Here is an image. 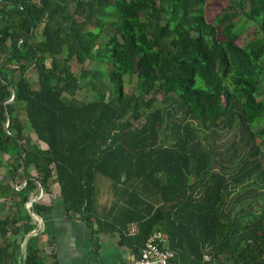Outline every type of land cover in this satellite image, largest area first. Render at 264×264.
I'll return each mask as SVG.
<instances>
[{
	"label": "trees",
	"instance_id": "16d2710c",
	"mask_svg": "<svg viewBox=\"0 0 264 264\" xmlns=\"http://www.w3.org/2000/svg\"><path fill=\"white\" fill-rule=\"evenodd\" d=\"M206 2L0 0V264H22L36 226L25 205L54 184L67 213L136 254L160 231L178 264H264V0H222L211 22ZM87 61L108 65L109 86ZM27 127L45 148L25 144ZM218 129L237 140L215 149ZM98 174L113 196L102 212ZM37 238L24 264H44Z\"/></svg>",
	"mask_w": 264,
	"mask_h": 264
},
{
	"label": "crops",
	"instance_id": "0c3cea01",
	"mask_svg": "<svg viewBox=\"0 0 264 264\" xmlns=\"http://www.w3.org/2000/svg\"><path fill=\"white\" fill-rule=\"evenodd\" d=\"M50 192L43 193L37 201L51 207L37 215L41 217L43 226L36 245L44 264H134L139 252L134 253L129 240H124L118 231L98 229L96 222L87 223L67 213L59 199L56 184ZM108 196L110 203H105L97 211L102 212L109 207L113 197L110 198V193ZM33 222L36 223L34 219Z\"/></svg>",
	"mask_w": 264,
	"mask_h": 264
},
{
	"label": "rangeland",
	"instance_id": "374dc122",
	"mask_svg": "<svg viewBox=\"0 0 264 264\" xmlns=\"http://www.w3.org/2000/svg\"><path fill=\"white\" fill-rule=\"evenodd\" d=\"M222 0H207V2L205 3V17L206 19L211 22L214 18V16L218 13V11L220 10V8L222 7ZM242 21V20H241ZM240 21V22H241ZM254 34V27L250 26V24L247 25L246 30L239 36L238 38V43L239 44H243L245 41L250 40L253 37ZM70 67L73 73H75L77 76H79L80 72H81V67L83 65H81L80 63H78L75 59H73L70 63ZM86 68H88L89 70L93 71L95 70V67L98 68V70L100 71V76L98 78V80H100V82H102L103 84H107L109 86V80L107 77V70H108V65L105 63H98V62H86L84 65ZM30 75V72H27V75ZM91 76V75H90ZM33 79V87H37V83L34 79V77H32ZM125 89L127 91H130L133 88V83H134V78H131L130 81H128V79H125ZM87 90L85 87H83L79 92H78V98L82 99V100H88V94H87ZM158 99L161 96H157ZM21 117H24L23 115ZM194 125H196V127L199 129V138L202 140L201 143H206L204 139H202V137L204 135H208L209 136V132L208 130L202 125L199 124V122L197 123V121H193ZM262 125V122H258V123H254L253 124V129H258L260 128ZM169 131H166L165 133H167ZM212 134V136L208 137L209 141L212 142V144H214V148L217 150L222 149L223 147L227 146L232 140H237V135H233V133H226L224 134L222 132V130L218 129V131L212 132L210 133ZM24 142L27 146L31 145V144H37L38 146H40V148H45V144L38 141L36 138V135L34 133V131L30 128L27 127L26 128V132L24 134ZM261 140L260 136H257L256 141L259 142ZM238 148H240L238 146ZM6 159H7V155H0V179L6 175V171H5V163H6ZM263 166H264V159L262 160ZM18 174H22L21 171L18 172ZM22 182V186L24 184V178L21 177L19 178V180L17 179L16 184L13 183V185H17L20 186L19 183ZM111 182L109 179H107L106 177L98 174L96 177V187H97V207L96 210H100L99 207H102V205H106L105 203H110V201H107L108 193H110V198H112V194H111ZM109 198V199H110ZM103 210V209H101Z\"/></svg>",
	"mask_w": 264,
	"mask_h": 264
},
{
	"label": "built area",
	"instance_id": "2783aa9c",
	"mask_svg": "<svg viewBox=\"0 0 264 264\" xmlns=\"http://www.w3.org/2000/svg\"><path fill=\"white\" fill-rule=\"evenodd\" d=\"M19 186H15V189H19ZM131 234L136 232V226L132 224L129 227ZM166 236L160 232L155 231L150 234L142 249L139 251L134 264H178L175 262V253L167 247ZM203 261L206 264H220L214 260L210 254L204 253Z\"/></svg>",
	"mask_w": 264,
	"mask_h": 264
},
{
	"label": "water",
	"instance_id": "95a60500",
	"mask_svg": "<svg viewBox=\"0 0 264 264\" xmlns=\"http://www.w3.org/2000/svg\"><path fill=\"white\" fill-rule=\"evenodd\" d=\"M13 100H14V94H12V98L9 100V102H12ZM23 158H24V155H23ZM42 194H43V190L41 189L40 195L38 197L31 198L30 200L27 201V203L25 205L26 206V209L29 212V214L32 217V219H34L36 221V226H35V228L30 233H28L24 237V239L22 241L21 249H22V255H23V264H24V260H25L26 246H27L28 239L31 238L32 236L37 235L41 231L42 226H43L41 217L35 215L34 213H32L29 210L31 203L32 202H37L41 198V195Z\"/></svg>",
	"mask_w": 264,
	"mask_h": 264
}]
</instances>
